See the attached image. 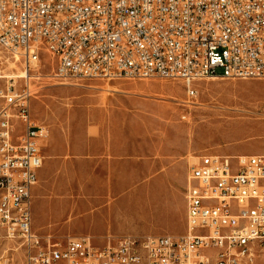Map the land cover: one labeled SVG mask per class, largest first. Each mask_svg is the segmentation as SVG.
<instances>
[{
  "label": "built area",
  "instance_id": "built-area-1",
  "mask_svg": "<svg viewBox=\"0 0 264 264\" xmlns=\"http://www.w3.org/2000/svg\"><path fill=\"white\" fill-rule=\"evenodd\" d=\"M0 242L23 264H256L264 257V153L206 154L191 166L181 235L55 241L34 229L43 166L32 102L43 52L60 81L264 79V0H0ZM221 69V73L218 70ZM4 258L0 257V264Z\"/></svg>",
  "mask_w": 264,
  "mask_h": 264
},
{
  "label": "rangeland",
  "instance_id": "rangeland-1",
  "mask_svg": "<svg viewBox=\"0 0 264 264\" xmlns=\"http://www.w3.org/2000/svg\"><path fill=\"white\" fill-rule=\"evenodd\" d=\"M55 68L43 52L36 69L46 77L32 102L50 132L34 191L40 235H181L198 157L264 153V79L196 80L190 98L181 79L64 82L47 76ZM0 70L22 74L24 64L0 47ZM12 247L0 242L2 264H23L21 250L4 252Z\"/></svg>",
  "mask_w": 264,
  "mask_h": 264
},
{
  "label": "crops",
  "instance_id": "crops-1",
  "mask_svg": "<svg viewBox=\"0 0 264 264\" xmlns=\"http://www.w3.org/2000/svg\"><path fill=\"white\" fill-rule=\"evenodd\" d=\"M49 136H50V132H49V134L46 136V137H44V138H42L41 140H40V145H41V152H42V155H43V165H44V162H45V159H46V155L44 154L45 152H44V147L46 148V146L48 145V140H49ZM43 167V166H42ZM42 167L38 170V182H39V180H40V176H43V173H44V171L42 170ZM38 182H37V184H38ZM36 184V185H37ZM36 187V186H35ZM35 187H34V189H33V195H34V191H35ZM34 200H33V207H34ZM33 219H34V217H33ZM170 235V234H169ZM106 236L107 235H105V236H102V238H101V240H104L105 238H106ZM174 236H177V235H174Z\"/></svg>",
  "mask_w": 264,
  "mask_h": 264
},
{
  "label": "bare ground",
  "instance_id": "bare-ground-1",
  "mask_svg": "<svg viewBox=\"0 0 264 264\" xmlns=\"http://www.w3.org/2000/svg\"><path fill=\"white\" fill-rule=\"evenodd\" d=\"M207 118H209V117H207ZM209 120H211V119H207V120H205V122H204V123L208 122ZM192 137H193V135H192Z\"/></svg>",
  "mask_w": 264,
  "mask_h": 264
}]
</instances>
